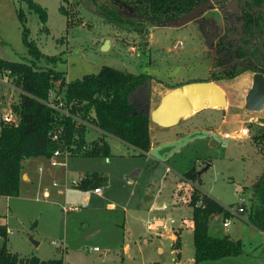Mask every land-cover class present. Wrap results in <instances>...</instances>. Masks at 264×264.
I'll list each match as a JSON object with an SVG mask.
<instances>
[{
    "label": "rangeland",
    "instance_id": "obj_1",
    "mask_svg": "<svg viewBox=\"0 0 264 264\" xmlns=\"http://www.w3.org/2000/svg\"><path fill=\"white\" fill-rule=\"evenodd\" d=\"M34 1L45 7L44 25L48 31L38 29L41 25L38 17L27 7L25 0H0V58L28 60L21 40L23 21L28 28L29 37L34 39L42 52L58 55L54 67L63 73L66 80L83 73L96 72L102 65H109L131 72H147L152 77L169 83H182L207 77L211 59L212 67L208 78L215 77V80L223 84L230 91V100L234 95L243 102V94L248 90L251 79L250 73H240L253 72L251 69L262 62L259 54L254 56L253 52L250 53L255 51L252 44L243 48L247 50L241 56L235 48L219 49L215 45L219 36L232 32L233 18L240 0H208L191 13L157 25H151L147 14L142 11L146 0H68L64 3L65 14L58 9L59 0ZM19 8L24 14V20L18 18ZM109 9L116 15L106 14ZM105 39H108V47L102 49L101 44ZM262 49L264 50L263 45ZM35 63L43 65L45 61L38 59ZM244 66L251 69L229 76ZM7 75L8 82L15 85L14 75ZM5 77L7 76H0V118L9 104L11 106L15 103L13 99L17 94L16 89L6 84ZM52 90L59 96L63 93V87ZM144 92L140 89L132 95L137 100ZM224 108L225 106H205L194 111L195 115L186 122L183 120L190 115L183 116L180 119L183 123L178 122L173 126L155 125L149 132L151 148L146 154L128 155L131 147L110 135H106V140L115 153L113 160L117 166L128 164L129 167L134 166L133 169H141L137 177L130 178L137 181V188H148L150 195L159 187H162L161 191L164 193L167 182L176 177L183 179L179 175L182 170L193 164L199 169L198 165L207 158L205 163L210 162V165L196 174L199 182L194 183L226 207L236 209L237 206H242V211L236 210V213L225 217L229 234L242 241V251L236 255L223 256L219 261L202 260L195 264H264V236L245 217L251 201L248 196L252 184L264 166L262 123L260 119H256L264 118V109L245 111L243 114L251 117L245 122H228L226 127L221 128L225 130L224 136L227 137H220L216 132L210 133L208 129L215 128ZM231 109L234 116H241L238 107L231 106ZM241 124L247 125L249 135L229 137L227 131ZM85 127L89 137H86V141L98 137V131L93 126L86 124ZM208 139L210 143L206 145ZM71 156L76 160L74 155ZM29 158L31 157H24L21 161ZM201 158V162H198ZM93 160L94 167H102L97 158ZM50 163L53 165L58 162L52 160ZM166 165L170 168L169 171H165ZM75 168L76 165L71 169ZM72 172L66 178L69 188ZM103 173L107 174L105 171ZM34 178L31 184H21L19 195L10 196V199L0 197V217L7 226L6 245L23 260L35 255L40 259L59 258L61 264H194L190 231L181 233L178 256L165 233L159 236L153 233L160 230L163 232L166 227H175L180 222V217L175 214L178 213L177 206L168 203L165 209L146 212L142 220L137 221L140 233L137 238L138 247L131 249L130 257H126L113 244L100 239L96 230L98 225L89 226L80 217L78 212L81 210H91V191L77 193L62 189L61 193H57L56 189L63 186L58 183L51 185L50 176L40 175L36 179L34 175ZM193 185L191 184L192 187ZM122 186L127 187L125 191L129 192L128 189L133 184L128 185L111 178V193H120ZM61 205H75L76 208L63 211ZM188 209H181L179 213L184 215ZM146 219L160 222L156 229H150L146 225L147 221L145 223ZM221 221L223 220L218 215V219L210 223V230L214 229L215 224L223 227ZM65 231L71 242L63 239ZM157 245L162 248L160 252ZM92 246H97L98 249L93 250Z\"/></svg>",
    "mask_w": 264,
    "mask_h": 264
},
{
    "label": "trees",
    "instance_id": "obj_2",
    "mask_svg": "<svg viewBox=\"0 0 264 264\" xmlns=\"http://www.w3.org/2000/svg\"><path fill=\"white\" fill-rule=\"evenodd\" d=\"M59 0L58 9L66 13L64 3ZM208 0H146L143 13L147 14L151 25L162 24L174 18L186 15ZM29 9L34 11L41 24L38 29L47 31L45 7L34 0H25ZM106 14L115 16L109 9ZM18 18L24 20L19 8ZM21 40L28 54L27 61L0 58V71L9 69L14 75L18 88V100L10 108L17 115L15 123H5L0 119V195L16 196L19 193L21 178V160L27 156H50L55 148L74 145L73 154L107 155L108 146L103 139H84L85 126L88 123L98 129L115 135L127 144L140 150L150 145L148 115L142 100L136 101L132 95L143 89L148 93V81L152 77L147 72H131L109 65H102L96 72L83 73L79 77L65 79L63 73L54 67L58 55L42 52L34 39L29 37L28 28L21 21ZM232 32L222 34L215 42L219 49L235 48L240 56L244 47L254 45V56L259 54L261 64L256 68L244 66L233 76L245 69L260 71L264 76V0H240L233 18ZM262 44V45H261ZM43 59L45 64H37ZM228 77V76H226ZM215 79V77L210 78ZM207 79V80H210ZM180 84V83H178ZM63 87L59 96L69 114L48 106L44 100L49 89ZM56 93V92H55ZM57 94V93H56ZM264 106L260 109L263 110ZM77 117V118H75ZM262 135L264 142V118ZM84 121V122H83ZM86 122V123H85ZM87 124V125H88ZM56 133V138L52 134ZM81 145H85L83 148ZM75 152V153H74ZM194 166L181 173V177L193 185L187 204L192 219V261L213 260L227 255H236L242 251V241L230 237L218 229L210 230L213 215L225 218L230 213L219 201L202 191L197 184L199 178ZM103 172L85 171L74 187L86 189L106 184ZM189 192H187L188 194ZM250 203L247 206L246 220L264 233V166L252 184ZM7 227L0 222V264H61L60 259H38L31 255L26 259L18 257L8 249ZM178 252H176L177 254Z\"/></svg>",
    "mask_w": 264,
    "mask_h": 264
},
{
    "label": "crops",
    "instance_id": "obj_3",
    "mask_svg": "<svg viewBox=\"0 0 264 264\" xmlns=\"http://www.w3.org/2000/svg\"><path fill=\"white\" fill-rule=\"evenodd\" d=\"M47 31H48V28H47ZM211 67H212V64H211V59H210V65L207 69V77L202 78V79H210V78H208V74L211 70ZM246 73H248V74L250 73V79H251L252 71H250V72L243 71L240 73V75H244ZM212 80L216 84H218L222 88V90L224 91V93L226 95V105L224 108L225 110L222 111L223 114H222L218 124L215 126V128L208 129V131H210V133L216 132L220 137H227V136H224L226 134V132H225V130H221L222 127L223 128L226 127L228 122L237 123V122H242V120H243V122H245L247 120V118L251 117V116H245V114H243V113H245V111H248V112L249 111H260V109L259 110H248V109H246L243 106L244 101L242 100L243 102H241L234 95H233L232 99L230 100V98L228 96V92H230V91H228V89H226V87L223 84H220L219 81H217L215 79H212ZM178 83H181V82L169 83V82L163 81L159 78L151 77L148 81L149 108H152L155 106V104L158 102L159 97L161 96L162 93H164L168 88H170L174 85H177ZM7 85L11 86L13 89H16V91H17L16 98L13 100H15V102H17L18 91H19L18 88L15 85H13L12 83L11 84L9 83ZM244 94H243V98H244ZM143 95H144V93L141 94V96H139V98L137 100L136 99L135 100L140 101L142 99ZM231 106L238 107L240 109L238 112H240L241 116H234L235 114L233 113ZM200 109H202V108H200ZM200 109H198V110H200ZM9 110H11L10 104H9L8 109L5 112H8ZM198 110H196V111H198ZM5 112H3V113H5ZM194 113L195 112L192 111L190 114H188L190 116H187V118L185 120H183V122H186L193 115H195ZM257 117H259V116H257ZM180 119L176 123L181 122ZM183 122H181V123H183ZM175 124H173V125H175ZM155 125L157 127H168V126H160L148 117V132H150L151 129L153 127H155ZM173 125H170V126H173ZM91 126H93V125H91ZM93 127L98 131V137H96V138L103 139L108 146V153H107V155H104V156H106V158L103 157L104 158L103 159L101 155H94V156H96V157H94L91 155H80V154H73V153L67 154V155L60 153L58 155H51L49 157H45L42 155L30 156L31 158H29L28 160L23 161V162L21 161V178H20V184H19V193L17 195L20 194L21 184H24V185L28 184V183L31 184L33 182V180H35L34 175H36V179H38L40 175L41 176H50L51 177V183H52L51 185H56L58 183L60 186H63L62 188L56 189L57 193H61L62 189H63V191L64 190L65 191H75L77 193H84L85 191L86 192L91 191V193L93 195V198H91V199L89 198L90 200H92V205L89 207V208H91V210H81L80 212H78L80 217L83 218L84 220H86V222L88 223L89 226L91 225L94 227L95 225H98L99 227L96 230L99 233L100 239L107 244H110V243L113 244V246L115 248H118L121 251L122 255L125 253L126 257H130L129 252L131 251V249H134V248L137 249V247H138L137 238H138L140 233L138 231L137 221L139 219L142 220L143 215L146 212L150 211L151 209H161V208L165 209L167 207V204L170 203L171 205L177 206L178 213H175V214H176V216L180 217V222L176 223L175 227H173V226L166 227L163 232H161V230H160L158 232L154 231L153 233H157L158 236L161 234L163 235L165 233V236L172 241L171 243L174 246L175 255L178 256L179 247L181 245V233L186 230V231H190L192 234V219H191V213H190L191 212L190 206H188L187 203L183 202L182 199H181L182 201L180 203H172V201H171L172 196L171 195H172L173 191L176 192L178 190V188L180 187V191L178 190V192H181L182 193L181 196H183V194L187 193L190 188L192 189V186H191L192 183L188 180L178 179L176 177L175 179L171 180L170 182H167V185H166L167 190L164 191V193L161 191L162 187H159V188H157V190L154 191V193H152V195L149 194L148 188H145L144 186L137 188L136 187L138 185L137 181L135 182L134 180H132L130 178V176L131 177L132 176L137 177V175L141 173V169L140 168L133 169L134 166L129 167L128 164H122V165L117 166L113 160V155H115V153L111 150L110 143L106 140V135H110V136L120 140L121 142H123L127 147H131V151H130V153H128V155L146 154L149 151V149L151 148L150 147L151 146V139H150L151 136L149 137L150 145H149L148 149L143 151V150H140L136 147H133L130 144H127L126 142L122 141L121 139H119L115 135H112L110 133L102 131L95 126H93ZM238 128H239V125H236L230 131L226 130L227 132H229V133H227V134H229L228 136L230 137L231 135H236ZM86 137L89 138L87 135V131L85 130L84 131V139H86ZM205 143H206V145H208L210 143V140L208 139ZM71 155H74L73 157H76V160H73L71 158L72 157ZM91 157H94V158H91ZM95 158H97L98 164L102 163V167L100 165H98L96 167L93 166V163H94L93 159H95ZM202 159L203 158H201L198 162H201ZM52 160L57 161L58 163L51 165L50 161H52ZM206 160H207V158H206ZM206 160L198 166H200V167L204 166L206 164L205 163ZM198 162H197V164H198ZM207 163L209 166L210 162H207ZM74 165H76V168L73 170L71 168H73ZM191 166H194L197 169V165L193 164ZM191 166H189V167H191ZM33 167H34V169H32ZM189 167H187L186 169H188ZM130 169H131V171H128ZM164 169H165V171L170 170V168L167 165L164 167ZM186 169L182 170L181 173L183 171H185ZM93 170L94 171L100 170L99 172L105 171L107 173V174H105L106 177L108 176V183H106L104 186L100 185L99 186L100 187L99 192H94L92 190V187H89L87 189H79V188L74 187L73 180L76 181L79 177H81L83 175V173L85 171H93ZM70 172H72V174H73L71 176V181H70L71 188H69L67 186V181H66L67 174H69ZM181 173L179 175H181ZM111 178H115L116 180H118L119 182H122V183L125 182V184H128V185L133 184V186H131V187L129 186L130 187L128 189L129 192L125 191V189L127 187L124 188V186H122L123 188H121L120 193H111V191L109 190ZM191 189H190V191H191ZM251 192H252V189H251ZM251 192H250V195L248 196L249 198L251 196ZM207 194H209V193H207ZM210 196L213 197L212 195H210ZM0 197H4V198L8 197V199L11 198L10 196H3V195H0ZM214 199H216V198H214ZM90 200H88V202ZM241 202H238V203H241ZM106 204H111V205L107 206ZM187 207L189 208L187 213L184 215H181L182 213H179V211L181 209L184 210V208H187ZM117 210H118V212H116ZM1 214L2 213L0 211V215ZM245 217H246V213H245ZM217 219H218V215H216V214L213 215L211 220H210V223L213 220L216 221ZM147 220L148 219L145 220V223ZM222 220H223V218H222ZM0 222L5 223V221L1 217H0ZM157 222L159 223L160 221L157 220ZM107 224L109 225L108 228H107ZM211 224H210V227H212ZM227 224H228V221H227ZM227 224H225L223 227H219L215 224L213 226L214 229L212 231H215L218 228L219 231H221L223 233H227L230 237H233L229 234V231L226 228ZM65 226H66V222H65ZM101 227H102V229H101ZM262 234L264 236V233H262ZM233 238H236V237H233ZM63 239L65 240V242H71L70 236L67 234L66 231L63 233ZM110 246H112V245H110ZM93 247L94 246L91 247L93 250L98 249L97 246H96L97 247L96 249ZM156 247H157V250L160 252L162 249L161 246L157 245ZM176 252H178V253L176 254ZM38 259H40V258H38ZM220 259H222V257L217 258L216 260H212V261H219ZM152 264H155V263H152Z\"/></svg>",
    "mask_w": 264,
    "mask_h": 264
},
{
    "label": "water",
    "instance_id": "obj_4",
    "mask_svg": "<svg viewBox=\"0 0 264 264\" xmlns=\"http://www.w3.org/2000/svg\"><path fill=\"white\" fill-rule=\"evenodd\" d=\"M108 47V39H105L101 48ZM142 102L148 117L160 126L175 124L181 117L190 114L205 106L224 107L226 95L222 88L213 80L200 79L182 82L168 88L159 97L154 107L149 108L148 93L144 94ZM243 106L248 110H259L264 103V76L260 71H253L251 83L244 94ZM208 166L195 170L200 174Z\"/></svg>",
    "mask_w": 264,
    "mask_h": 264
},
{
    "label": "built area",
    "instance_id": "obj_5",
    "mask_svg": "<svg viewBox=\"0 0 264 264\" xmlns=\"http://www.w3.org/2000/svg\"><path fill=\"white\" fill-rule=\"evenodd\" d=\"M10 73V70L7 68V69H2L0 71V76H3V75H6L7 77H5L6 79V84H9V80H8V75ZM44 102L54 108V109H57L65 114H69L66 107L63 105L61 99L59 98V95H57L55 92H53L52 89H49L48 91V94H47V97L46 99L44 100ZM77 118V117H75ZM3 122L5 123H15L16 120H17V115L15 112H12V110H9L8 112H5L1 115V118H0ZM84 122V121H83ZM86 123V122H85ZM88 124V123H87ZM89 125V124H88ZM249 135V131H248V128H247V125L246 124H241L237 130V133H236V137H243V136H248ZM52 138H56V133H53L52 134ZM71 146L70 148L68 146H64L62 150L58 149V148H55L53 151H52V155H58L60 153H63V154H72V152L74 151L73 147L74 145H69ZM85 145H81V147L83 148ZM75 153V152H74ZM73 183H75V180H73ZM74 185V184H73ZM191 189V188H190ZM190 189H189V193H185L183 194V196H181V192H178V190L180 191V187L178 188V190L176 192H172V203H180L182 200L183 202L187 203L188 200H189V194H190ZM92 190L94 192H99L100 191V187L99 186H94L92 187ZM192 190V189H191ZM182 197V198H181ZM182 199V200H181ZM76 206L75 205H69V206H65V205H61V209L63 211H66L68 209H75ZM225 209L230 213H236L237 211H241L243 208L242 206H237L236 209L235 208H230V207H226L225 206ZM237 210V211H236ZM223 225L227 224V220L226 218L223 219L222 221ZM159 223L157 222V220H153V219H148L147 220V227L150 228V229H156L157 225ZM93 248H97L96 246H94Z\"/></svg>",
    "mask_w": 264,
    "mask_h": 264
},
{
    "label": "bare ground",
    "instance_id": "obj_6",
    "mask_svg": "<svg viewBox=\"0 0 264 264\" xmlns=\"http://www.w3.org/2000/svg\"><path fill=\"white\" fill-rule=\"evenodd\" d=\"M263 105H264V103H263ZM263 107V106H262ZM185 116H187V115H185Z\"/></svg>",
    "mask_w": 264,
    "mask_h": 264
}]
</instances>
